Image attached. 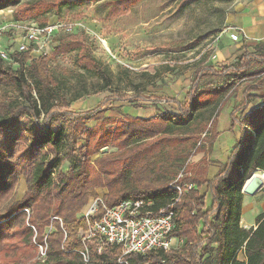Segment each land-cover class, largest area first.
<instances>
[{"label": "trees", "instance_id": "obj_1", "mask_svg": "<svg viewBox=\"0 0 264 264\" xmlns=\"http://www.w3.org/2000/svg\"><path fill=\"white\" fill-rule=\"evenodd\" d=\"M19 1L0 0V10L16 7ZM91 1L98 0H37L24 5L25 12L36 17L51 9ZM139 1L115 0L108 15H122ZM15 15L17 20L22 18ZM38 25L46 23L43 20ZM246 43L242 53L217 67H198L188 80L189 89L182 101L139 93L111 94L101 103L109 107L113 101L135 97L137 101L173 104L176 114L121 115L106 118L92 129L85 125L98 118L101 110H71L70 103L81 95L67 97L48 66L51 58L77 51L76 66L101 80L97 92L106 89L111 84L110 74L90 55L82 37L66 34L58 39L53 53L35 59L30 55L31 48L12 54L11 63L0 57V204L8 199L17 175L25 174L27 179L21 201L3 207L0 216V257L5 260L2 264H264V213L256 217L254 227L244 229L240 225L242 187L254 171L264 170V103L244 111L255 97L254 91L264 89V43ZM207 76L222 78L223 83L202 86V78ZM240 81L245 86L241 101L229 114L230 126L238 127L239 138L227 161L212 179L197 174L177 178L183 162L203 151L197 145L199 135H207L212 113L223 107ZM105 123L111 125L105 129ZM217 135L215 132L214 137ZM187 142L193 151H182L178 160H171L174 148ZM108 145L116 152L100 156L91 165L90 157ZM166 147L173 149L169 153ZM64 150L69 154L66 173L61 171ZM205 160L203 156L199 161ZM172 179L176 180L172 183ZM203 186L211 196L209 208L206 194H200ZM97 187L107 189L103 199L107 207L141 200L149 203L145 211H172L174 228L170 236L175 239L174 247L121 257L120 246L106 245L98 253L97 245L89 241V261L85 263L81 255L85 247L76 233L87 228V220L77 218V214L95 196ZM25 209L30 211L28 223L37 231V244H43L40 235L45 227L52 224L56 230L45 239L43 261L31 262V250L35 253L37 246L24 221ZM101 213L89 222L97 220ZM53 217L61 220V226L51 221Z\"/></svg>", "mask_w": 264, "mask_h": 264}, {"label": "rangeland", "instance_id": "obj_2", "mask_svg": "<svg viewBox=\"0 0 264 264\" xmlns=\"http://www.w3.org/2000/svg\"><path fill=\"white\" fill-rule=\"evenodd\" d=\"M35 1L37 0H20L18 6L0 10V26H16L14 21L18 17L15 14L21 15L22 18L19 20L25 23H40L43 20L46 24L59 23L62 26L61 30L53 33L54 36H50L41 49L32 53L31 56L34 59L42 54L53 53L58 39L66 34H73L84 39L90 55L110 74L111 84L106 89L97 92L102 85L101 80L76 66L77 51L51 58L48 66L51 75L58 80L61 90L67 97L73 93L81 95L80 99L70 103L71 110L74 112L101 110L97 113L98 118L86 123L85 126L88 129L104 123L106 118L117 119L121 115L147 117L165 112L176 114L177 109L173 104L137 101L135 97L123 102L113 101L109 107L108 104L101 103L111 94L136 96L139 93L144 97L156 96L167 99L174 97L182 101L189 89L188 80L192 79L198 67L205 65L217 67L228 61L230 57H227V53H221L224 48L222 40L228 38L227 34L230 32H225L224 29L232 12L234 0H140L128 7L124 14L116 17L108 15L111 4L115 0H98L82 4L73 3L59 10L51 9L43 15L31 17L25 12L24 4ZM19 30L0 37V50L10 52L11 48H15L17 41L14 37L18 39ZM236 44H239V48L241 47L240 43ZM226 47L229 48V46ZM12 66L14 69L17 68V65ZM222 83V78L207 76L202 78L201 85L218 86ZM244 87L241 81L237 83L223 107L217 113H212L213 118L207 135L205 137L204 134L199 135L197 145L202 147L203 151L198 153V157L200 160L204 156L206 160L198 161L196 164L190 162L191 157L185 160L177 172V178L182 175L193 177L197 174L201 178L212 179L223 167L233 150V145L239 138L238 127L230 126L229 114L233 106L241 101ZM254 95L255 97L244 110L245 113L264 103V89L254 91ZM109 125L111 124L105 123L104 128L106 129ZM215 132L218 134L216 138ZM103 149H107L105 153L102 152ZM172 149L166 147L168 151ZM193 149L190 142L180 144L174 148L171 160L174 157L178 160L177 155L180 152H192ZM114 152H116L115 147L105 146L90 157V164L92 165L100 156ZM61 156L63 158L61 171L66 173L69 169L68 151L64 150ZM176 179H172L171 182ZM26 189L25 174L17 175L8 199H4L0 204V216L4 213L3 207L11 202L21 201ZM206 189V186L201 187L200 194L206 193ZM106 194L105 187H97L95 196L88 199L77 214V218L82 217L83 211L94 199H104ZM206 207H210L209 199L206 200ZM23 212L24 221L32 230L33 244L37 246L35 253L33 249L31 250V262L43 261L46 258L47 248L45 239L48 234L56 230L52 224L45 227L40 235L43 237V244H37L35 241L37 231L28 223L30 211L25 209ZM51 221H57L61 226L59 218L53 217ZM86 229L80 228L76 233V238L81 240L85 249L89 241L96 244L94 239H86ZM21 253L22 251H19V256ZM4 261L0 257V264Z\"/></svg>", "mask_w": 264, "mask_h": 264}, {"label": "built area", "instance_id": "obj_3", "mask_svg": "<svg viewBox=\"0 0 264 264\" xmlns=\"http://www.w3.org/2000/svg\"><path fill=\"white\" fill-rule=\"evenodd\" d=\"M16 26H0V37L12 32L18 33L17 45L10 52L0 50V57L7 63L12 62L11 55L24 53L31 48V54L41 49L53 37V33L61 30L62 26L57 24H46L39 26L38 23L15 19ZM228 37L233 42L241 41L239 31L234 29L228 32ZM19 40V41H18ZM51 41V39H50ZM32 57V56H31ZM33 58V57H32ZM264 180V174H261ZM179 190L178 187H174ZM141 200L123 201L114 207H107L102 198L94 199L83 211L82 217L87 220V238L95 240L97 252L100 253L106 245H118L121 247V257L127 254H144L152 249L170 250L175 245V239L170 236L174 228L173 212L160 210L157 213L145 211ZM99 212V218L93 219ZM83 261L88 263L89 255L87 249L81 253Z\"/></svg>", "mask_w": 264, "mask_h": 264}, {"label": "crops", "instance_id": "obj_4", "mask_svg": "<svg viewBox=\"0 0 264 264\" xmlns=\"http://www.w3.org/2000/svg\"><path fill=\"white\" fill-rule=\"evenodd\" d=\"M234 29L239 31L241 41L233 42L227 34L228 38L222 40L224 48L221 53H227V57L240 54L245 42L264 43V0H234L232 12L227 19L224 31ZM236 43H240L241 47L239 48V44ZM226 46H229V48ZM248 49L250 50V48ZM198 156L199 154L193 155L190 162L196 164L200 158ZM256 171L259 175L264 174V170ZM256 194L258 195L248 196L243 194L240 225L244 229L254 227L256 217L264 213V185ZM208 199L211 203V196L207 193L206 200ZM239 258H242L241 255Z\"/></svg>", "mask_w": 264, "mask_h": 264}, {"label": "water", "instance_id": "obj_5", "mask_svg": "<svg viewBox=\"0 0 264 264\" xmlns=\"http://www.w3.org/2000/svg\"><path fill=\"white\" fill-rule=\"evenodd\" d=\"M107 149H103L105 153ZM264 185V180L258 173H253L249 179L246 180L242 187V193L248 196H253L258 192Z\"/></svg>", "mask_w": 264, "mask_h": 264}]
</instances>
